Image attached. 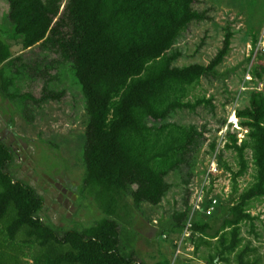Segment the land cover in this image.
<instances>
[{"label": "trees", "instance_id": "obj_1", "mask_svg": "<svg viewBox=\"0 0 264 264\" xmlns=\"http://www.w3.org/2000/svg\"><path fill=\"white\" fill-rule=\"evenodd\" d=\"M197 1L67 0L62 10V0H8L13 38L22 39L26 51L38 47L58 56L57 63L71 67L82 89L87 113L83 193L95 200L104 216L92 226L62 233L46 223L44 198L10 173L14 152L0 140V264H22L25 250L32 264H147L133 247L139 241L137 232L131 230L129 249L123 247L122 226H133L134 212L144 205L159 207L172 189L168 177L184 172L186 209L162 232L186 227L191 217L188 188L195 179L204 134L195 125L169 120L178 112L195 113L213 105L212 99L197 98L194 91L205 77L217 75L234 38L227 30L224 46L209 66L178 67L180 39L193 23L211 19L208 12L195 9ZM25 68L22 56L14 58L0 24L3 101L31 100L40 106L64 98L65 91L46 86L40 99L21 95L19 80ZM48 73L45 68L41 75ZM237 118L248 139L239 145L238 135H228L231 144L226 149L237 155L240 171L227 170L237 184L250 170L246 154L251 151L254 182L220 216L199 211L194 220L196 249L215 251L212 264L230 262L233 256L237 264H257L247 260L251 250L243 246L242 229L253 223L251 203L264 198V90L250 93V105L239 110Z\"/></svg>", "mask_w": 264, "mask_h": 264}, {"label": "rangeland", "instance_id": "obj_2", "mask_svg": "<svg viewBox=\"0 0 264 264\" xmlns=\"http://www.w3.org/2000/svg\"><path fill=\"white\" fill-rule=\"evenodd\" d=\"M62 1L63 10L67 0ZM195 9L208 12L211 19L193 23L180 39L176 48L182 52V57L177 66H209L222 50L227 30L234 34L232 50L217 75L205 77L194 91L195 97L212 99L213 105H203L195 113L178 112L169 120L195 125L204 134L197 154L195 179L188 188L191 217L186 227L173 233L162 232L176 213L186 209V172L168 177L172 189L159 207L144 205L134 212L133 226H122L123 247L131 246L132 231L137 232L139 241L133 247L147 264L166 260L171 264H212L211 256L215 251L206 246L197 250L193 239L192 224L202 213L198 209L207 217L211 216L209 212L218 214L236 204L254 182L252 152L246 154L250 170L235 184L227 168L239 172L240 164L237 155L226 146L231 144L230 133L238 135L239 145L248 139L237 113L250 105L251 92L264 90V0H198ZM8 15V0H0V24L5 40L14 58L22 56L28 65L19 80V93L40 99L45 86L52 91H65L61 101L40 106L31 100L5 102L0 96V140L14 152L9 171L44 198L42 217L61 233L92 226L104 215L95 200L83 193L82 150L87 113L82 89L71 67L57 63L58 56L38 47L24 50L23 40L13 38ZM45 68L49 69L48 76L41 75ZM50 77L55 79L48 82ZM248 210L253 223H246L242 229L243 246L251 250L247 260L264 264V198L253 201ZM25 254L22 264H32L29 251L25 250ZM217 264L237 262L233 256L230 262Z\"/></svg>", "mask_w": 264, "mask_h": 264}, {"label": "built area", "instance_id": "obj_3", "mask_svg": "<svg viewBox=\"0 0 264 264\" xmlns=\"http://www.w3.org/2000/svg\"><path fill=\"white\" fill-rule=\"evenodd\" d=\"M235 122H237V127L239 128V126H240V125L238 126V121H237V120H235ZM214 205H216V202H214ZM198 210H199V211H202V209H200V208H199ZM211 211H212V210H211ZM209 215H211V216H212V214H211L210 212H209Z\"/></svg>", "mask_w": 264, "mask_h": 264}]
</instances>
